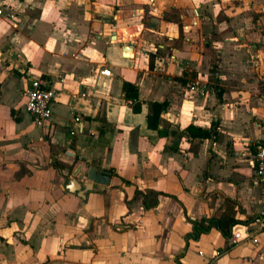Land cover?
<instances>
[{"label": "crops", "instance_id": "obj_1", "mask_svg": "<svg viewBox=\"0 0 264 264\" xmlns=\"http://www.w3.org/2000/svg\"><path fill=\"white\" fill-rule=\"evenodd\" d=\"M0 2L15 12L0 16V264H264L257 219L233 225L236 243L215 226L191 235L192 220L264 209L250 157L264 141V0ZM39 76L56 88L43 125L22 93ZM154 100L168 103L150 128ZM78 165L80 181L94 165L109 184L65 189Z\"/></svg>", "mask_w": 264, "mask_h": 264}, {"label": "built area", "instance_id": "obj_2", "mask_svg": "<svg viewBox=\"0 0 264 264\" xmlns=\"http://www.w3.org/2000/svg\"><path fill=\"white\" fill-rule=\"evenodd\" d=\"M0 16L14 18L15 12L5 9L0 2ZM100 72L106 76L110 75V70L107 67H103ZM190 88L195 89L196 84L191 83ZM22 93L25 97L24 110L32 116L36 123L43 125L52 114V103L56 88L50 85L46 78L39 76L32 78ZM200 93L203 94L204 91L201 90ZM127 102L132 103V100L127 99ZM75 119L78 120V117L76 116ZM250 157L254 161V182L264 184V141L255 144ZM257 220L264 225V209L258 215ZM237 241L236 236H230L231 243Z\"/></svg>", "mask_w": 264, "mask_h": 264}, {"label": "trees", "instance_id": "obj_3", "mask_svg": "<svg viewBox=\"0 0 264 264\" xmlns=\"http://www.w3.org/2000/svg\"><path fill=\"white\" fill-rule=\"evenodd\" d=\"M154 55L152 53L149 54V62L151 63ZM124 94L127 99L132 100V109L134 111L139 109L140 99L138 95V87L136 84L131 83L129 81L124 82L123 85ZM167 101H150L149 103V112L147 113V125L150 128H157L160 119V113L167 106ZM185 132L187 135L192 137H209L214 132L213 128H204L199 125H195L193 123H189L185 127ZM258 215L253 217H248L246 219H239L229 213H222L217 216H211L209 218H203L200 220H192L193 229L191 235L193 237H198L202 232L207 231L211 226H215L218 228L225 236L230 237L232 235V227L237 223L247 224L255 219H257Z\"/></svg>", "mask_w": 264, "mask_h": 264}, {"label": "water", "instance_id": "obj_4", "mask_svg": "<svg viewBox=\"0 0 264 264\" xmlns=\"http://www.w3.org/2000/svg\"><path fill=\"white\" fill-rule=\"evenodd\" d=\"M157 24V18L151 17L148 27L154 28ZM115 35V33H114ZM123 49L125 53L131 54V44L124 43ZM129 55V54H127ZM81 165H78L72 175V177H66L64 179L63 187L78 196L84 198L86 193L91 190H101L105 185H108L110 182L111 172L106 168H97L94 165H85V168H82V172H85V176L88 181H80L78 176V170ZM78 174V175H77Z\"/></svg>", "mask_w": 264, "mask_h": 264}]
</instances>
